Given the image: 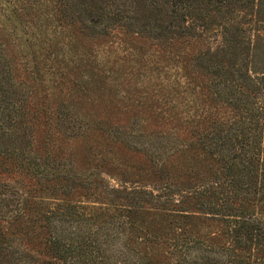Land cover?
I'll list each match as a JSON object with an SVG mask.
<instances>
[{
    "label": "rangeland",
    "instance_id": "1",
    "mask_svg": "<svg viewBox=\"0 0 264 264\" xmlns=\"http://www.w3.org/2000/svg\"><path fill=\"white\" fill-rule=\"evenodd\" d=\"M90 2L16 22L0 8V51L36 97L18 140L0 133V264H66L55 238L82 222L69 210L104 258L113 220L156 264L196 230L228 245L227 216L202 202L227 194L223 139L247 121L264 137V0H194L188 17L175 0ZM232 205L264 218L262 202Z\"/></svg>",
    "mask_w": 264,
    "mask_h": 264
},
{
    "label": "trees",
    "instance_id": "2",
    "mask_svg": "<svg viewBox=\"0 0 264 264\" xmlns=\"http://www.w3.org/2000/svg\"><path fill=\"white\" fill-rule=\"evenodd\" d=\"M54 1L56 0H7L6 3L9 6L3 8L5 3L0 2V8L5 12L7 21L16 22L17 19L21 21L28 17L31 18V15L47 14L54 5H57V3H53ZM58 1L63 6L61 11L66 17H73L77 11H80L77 0ZM175 1L176 10L179 9L177 12L181 16L188 17L194 11L192 4L194 0ZM91 2L95 5V0H91ZM121 2L126 3L127 0H120ZM78 4L80 5L79 2ZM0 62L6 69V71L0 70V133L5 134V138L8 137L16 142L19 137L17 136L19 128L25 123L26 118L28 119L27 107H29L31 99L36 97L33 96L34 91L31 89L16 88L14 67L8 63L4 50L0 51ZM254 125H257L256 122H244L237 132H232L223 139V146L218 152L212 153L217 162L225 169L223 171L225 179L222 185L227 194L220 204H216V202L212 204L209 201L202 202L209 209L213 207L221 212L217 214L227 216L223 222L230 225L231 236L229 239L231 241L228 245H220L218 241H215L214 233L204 232L205 236H202L198 230L189 233V236L185 234L183 239L176 240L173 244L171 253L176 258L169 264H264V218L245 219V214L237 212V210L234 211L235 207L232 205L236 199H240V203H243L244 208L248 211V207L253 201L264 203V149L260 144L263 143L264 137L259 128ZM217 143L208 142L206 144L213 149L212 147ZM32 145L33 141H30L29 146ZM16 148L17 146L14 144H9L5 152L8 154L15 151ZM20 167H25V164L21 162ZM58 176L60 175H55V177ZM210 191L213 193L214 190L210 189ZM204 194L207 193H202V195ZM68 213L74 222L79 223L80 220L82 222L87 220L93 224L89 221V216L79 211L69 210ZM82 222L73 232L75 237L63 238V234V237L55 238V249H58L59 253L66 254V264H110L113 261L116 264L157 263V257L148 252L142 253L140 243H136L130 234H126V230H122L123 227L116 220H113L112 230L117 232L120 242L116 246L109 245L108 248L112 252L104 258L100 255V251H103L101 245L105 240H100L98 236L97 240L91 241L88 236H83L84 232L92 231V227L84 222L82 224ZM101 228L103 227L99 226V229ZM105 235L107 238V234Z\"/></svg>",
    "mask_w": 264,
    "mask_h": 264
}]
</instances>
